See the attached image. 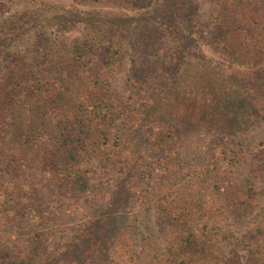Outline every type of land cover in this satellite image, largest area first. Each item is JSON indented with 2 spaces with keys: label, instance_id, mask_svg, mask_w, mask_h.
Returning a JSON list of instances; mask_svg holds the SVG:
<instances>
[{
  "label": "trees",
  "instance_id": "16d2710c",
  "mask_svg": "<svg viewBox=\"0 0 264 264\" xmlns=\"http://www.w3.org/2000/svg\"><path fill=\"white\" fill-rule=\"evenodd\" d=\"M13 1L0 0V13L2 2ZM110 1L131 10H147L153 3ZM179 5L178 0H166L158 9V18L165 16L166 23L159 22L162 30H157L156 40L160 44H153L164 53L156 60L151 55L156 48H150L149 21L135 16L75 11L71 22L77 32L69 40L41 32L34 20L21 16L0 20V264H25L33 252L34 264H219L224 255L228 256L224 264H242L233 250L225 254L223 238L212 233L215 229L208 225L212 216L206 215L205 203L199 204L196 196L177 201L174 209L160 205L155 210L163 239L149 240L142 247L144 253L134 243L137 229L131 218L125 219L123 210H116L139 187L135 180L143 166L133 149L139 134L145 133L153 142V154L146 157L153 163L159 160L161 149L184 138L169 120L156 117L166 98L174 97L169 102L182 106L179 121L188 126L200 123V105L186 93L192 82L209 83L212 78L206 68L204 76L200 77L199 70L190 78L187 75L190 82H181L188 68L183 49L191 35L186 34V22L180 21ZM221 5L215 43L223 46L234 64L256 66L264 58V8L258 9L257 0H228ZM142 22L144 36L134 31ZM27 31L25 46L15 53ZM127 57L131 65L128 96L118 106L105 75L110 78L121 72ZM144 58L150 65L138 71L136 65ZM224 153L225 148L216 155L225 157ZM166 168L162 172L169 177ZM207 168L215 171L208 185L229 198L228 216L238 220L248 214L251 194L244 177L232 171L233 166H219L216 160L208 162ZM107 174L119 182L107 210H89L82 222L56 237L57 210L45 198H36L37 189L66 202L78 200L88 194L95 177H102L99 183L108 182ZM66 207L57 220L74 218L75 210L69 203ZM20 208L27 210L29 226L38 225V234L28 239H22V224L14 225ZM254 231L262 234L264 228ZM249 261L264 264L261 258Z\"/></svg>",
  "mask_w": 264,
  "mask_h": 264
},
{
  "label": "rangeland",
  "instance_id": "374dc122",
  "mask_svg": "<svg viewBox=\"0 0 264 264\" xmlns=\"http://www.w3.org/2000/svg\"><path fill=\"white\" fill-rule=\"evenodd\" d=\"M164 1L166 0H153L147 10H131L119 5L118 1L110 0L89 4L75 3L73 0H23L22 2L16 0L2 2L4 8L0 13V20L10 16H21L25 21L34 20L41 32L56 34L61 39L69 40L77 32V25L71 22L75 20L71 18L75 16V11L102 15L126 14L149 21L148 27L152 29L148 32L151 38L150 48H156L160 44L156 40L157 30L160 29L159 22L166 23L165 16L161 19L157 14ZM226 1L228 0H178L181 18L179 19L186 22L188 28L186 34L191 35L189 36L191 40L183 49L188 68H185L186 72L181 82H190L187 80L188 77L194 76L199 70L200 77L204 76L203 70L206 68L207 75L212 79L209 83L200 81V84L191 81L194 84L191 85L190 91L181 89L185 93L188 91L186 94L189 100L194 99L197 105H200L198 110L200 123L188 126L179 121V117L182 116V106L169 102L173 101L174 97H167L162 103L163 110L161 109L156 117L160 121L169 120V124L176 126V130L184 138L175 145L161 149L158 161L153 163L147 159L153 154V142L148 140L145 133L139 134L140 137L133 141L136 157H141L143 166L135 180L136 186L139 187L128 196V201L122 202L116 210H123L124 218H131L136 226L134 243L141 246L142 253L146 251L142 247L149 240L157 243L162 238L155 219V210H158L160 205L165 209H174L173 206H176L174 203L177 201L181 203L188 200V196H196L199 204L205 203L203 210L206 215L212 216L208 225L215 229L212 233L223 238L221 243L226 246L225 254L233 250V254L242 264L246 262L251 264L252 261H249L251 258L264 260V233L259 234L254 231L258 226L264 228V166L262 165L264 162V58L256 66L234 64L223 46L215 43L221 4ZM253 1L255 0H251ZM257 1L258 9L264 8V0ZM252 20L258 22L256 17ZM58 23H65V26L60 28ZM144 25L143 22L138 23L134 31L137 30L144 36L141 31ZM29 35V31L22 34L18 47L13 49L15 53H19L25 46V40ZM128 42L130 47L131 41ZM162 54L163 51L157 48L151 53L153 60L160 58ZM135 58L141 59V57ZM153 60L149 59V62H154ZM129 61L127 57L124 69L118 74L110 78L105 75V81L112 90V97L116 99L114 102L118 106H121L128 96L127 88L130 85L128 66H131ZM148 65L150 64L145 59L139 61L136 68L140 71ZM140 74L139 72L138 75L141 76ZM157 80L156 84H158ZM157 87L159 89L158 85ZM152 120L151 118L150 121ZM224 148L225 157L216 155ZM212 160H216L219 166L226 164L233 166L231 170L244 177L245 188L251 194L250 208L247 209L250 211L238 220L231 219L225 212L228 210V196L212 190L213 187L208 185L209 180H213L215 172L207 168L208 162ZM166 166L170 168L167 169ZM162 167L169 172V177L167 173L162 172ZM109 173L113 174L112 171ZM101 178H94L87 195L68 202L59 196L47 194L44 189H37L36 198L41 201L45 198V201L51 202L53 210H57L55 218L60 227L57 229L56 237H59L62 231L69 230L73 225L82 222L85 213L90 212L89 210H107L105 206L115 187L119 186V182H115V176L108 174L106 175L108 182L99 183ZM67 203L72 206L71 210H75L76 215L71 221L57 220L61 211L67 210ZM189 204L193 205L194 202ZM26 212L24 208L15 212L14 225L22 224L23 230L20 231L22 239L38 234L37 224L31 226L27 224ZM63 222L66 224L62 226ZM202 223L205 224V221ZM49 227H53V224L51 223ZM227 257L225 255L221 257L219 264H224ZM36 261L33 252L30 261L25 264H34Z\"/></svg>",
  "mask_w": 264,
  "mask_h": 264
}]
</instances>
